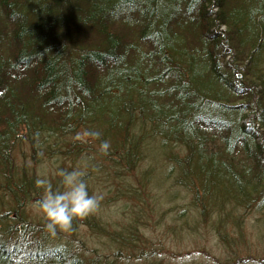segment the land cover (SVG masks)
Listing matches in <instances>:
<instances>
[{
	"label": "trees",
	"instance_id": "16d2710c",
	"mask_svg": "<svg viewBox=\"0 0 264 264\" xmlns=\"http://www.w3.org/2000/svg\"><path fill=\"white\" fill-rule=\"evenodd\" d=\"M85 130L100 135L77 139ZM78 161L90 195L113 181L141 203L149 175L130 172L164 166L226 232L264 210V0H0V264L160 261L144 252L138 218L105 223L120 233L90 214L73 220L115 253L46 244L23 204L43 195L37 179L63 191L59 171Z\"/></svg>",
	"mask_w": 264,
	"mask_h": 264
},
{
	"label": "rangeland",
	"instance_id": "374dc122",
	"mask_svg": "<svg viewBox=\"0 0 264 264\" xmlns=\"http://www.w3.org/2000/svg\"><path fill=\"white\" fill-rule=\"evenodd\" d=\"M215 9V7H212V10ZM224 29V25L218 27V31H224ZM175 148L180 151L181 145H175L174 150ZM161 151V148L157 149V152ZM31 160L29 158L27 161ZM77 167L74 166V168ZM148 167H151V165L141 161L130 172L131 175L137 176L138 181L149 175V190L147 194L141 197L144 199V203L128 197L123 198L121 195H123L125 190L120 191L119 186L116 188L117 184L113 181L101 184L95 181L91 188L94 192L99 193L97 196L100 197V201L98 209L90 214V219L105 227V231L110 232L109 230H113L117 233L122 232L121 228H110L105 223H116L119 219L118 223L128 227L129 222H135L137 218L138 221L143 220L145 224L140 226L142 236L140 242H147L144 245L141 243L145 246L144 252L156 251L155 258L160 261L154 260L153 264H264L263 209L250 212V214L243 213V215H239L240 218L241 216L245 218L244 220L242 219L244 221L243 224L240 219L241 224H237L238 227L243 228L241 232H238L236 225L233 226V230L226 232L216 227V220L212 213L209 215L206 212L203 215L200 213L203 210H198L203 205L201 203L204 197L199 196V199H195L189 191L185 192L179 186L180 183L178 181H175V183L171 182L164 166L158 168L157 171L152 168V171L147 173ZM80 168L84 169L81 163H79V170ZM38 171L39 173L41 171L44 172L47 176L49 173H53V170L47 166L39 168ZM109 184L111 185L110 187L107 186ZM131 184L132 186H137L134 182H131ZM144 188L145 186L141 189ZM119 193L120 198H117ZM42 196L34 195L29 200H26L23 204V213L31 221L43 223L42 225L46 231L45 237L48 234L51 235V241L46 240L47 238L45 239L46 244L62 242L72 244L73 247H76L75 253L79 254V256L82 254L94 255L101 251L111 254L117 251V246L110 249L107 248L108 251H106L104 249L106 247L102 244V237L98 236L95 230H92L86 223H77L76 228L67 230L59 227L55 230L49 229L48 218L40 210L37 203ZM257 205H263V201H259ZM5 208H13L11 210L14 217L17 214L15 213L16 211L21 212V208L13 202L5 204ZM2 210L3 208H0V211ZM232 215L235 217L236 213L233 212ZM252 225H257V227L253 228ZM138 227L139 224L136 230L139 236ZM45 231L41 233H45ZM125 242L126 244L128 243V238L125 239ZM138 248L139 252L141 248L140 246ZM120 254L125 259L135 255L130 248L128 252L121 248ZM119 261L123 262L121 258ZM131 264H144V261L141 260Z\"/></svg>",
	"mask_w": 264,
	"mask_h": 264
},
{
	"label": "clouds",
	"instance_id": "9594fccd",
	"mask_svg": "<svg viewBox=\"0 0 264 264\" xmlns=\"http://www.w3.org/2000/svg\"><path fill=\"white\" fill-rule=\"evenodd\" d=\"M99 132L77 134V139L88 136L98 137ZM110 144L103 141L100 150L107 153ZM59 175L62 178L63 191H54L46 179H37L36 184L43 188V196L37 202L40 210L48 218V228L55 230L57 227L70 229L72 222L77 217H84L95 212L99 207L100 197L90 195L84 177V170L73 169L66 171L61 169Z\"/></svg>",
	"mask_w": 264,
	"mask_h": 264
}]
</instances>
